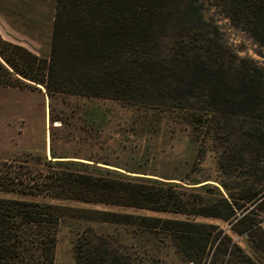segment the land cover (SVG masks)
Segmentation results:
<instances>
[{"label":"trees","instance_id":"1","mask_svg":"<svg viewBox=\"0 0 264 264\" xmlns=\"http://www.w3.org/2000/svg\"><path fill=\"white\" fill-rule=\"evenodd\" d=\"M210 7L264 49V0H54L48 57L1 38L0 57L49 96L116 102L133 111L139 132L157 135L168 126L184 132L192 169L212 157L229 198L212 184L197 185L202 180L191 170L184 177L145 176L140 168L149 158L143 155L134 169L88 159L125 172L30 155V174L1 170L0 192L220 218L264 252V227L253 216L264 214V64L233 51ZM8 67L0 62L2 86L15 84L3 74L11 75ZM108 115L94 109L83 122L100 130ZM239 201L253 208L238 216ZM66 218L169 232L176 250L195 264L222 237L208 264H255L211 224L18 198H0V264H54ZM73 250L77 264H137L119 242L89 225Z\"/></svg>","mask_w":264,"mask_h":264},{"label":"rangeland","instance_id":"2","mask_svg":"<svg viewBox=\"0 0 264 264\" xmlns=\"http://www.w3.org/2000/svg\"><path fill=\"white\" fill-rule=\"evenodd\" d=\"M53 7L54 0H0L1 40L24 47L41 59L47 58L50 53ZM208 15L217 20L227 44L237 55L251 58L259 65L264 64V49L247 32L234 27L227 18L219 15L214 7L209 8ZM0 50H5L3 44H0ZM0 62L8 67L2 57ZM7 70L11 75L3 74L6 78L11 76L15 84L0 85V172L3 169H12L30 174L31 168L33 169L32 163L27 161L30 155H39L49 160L51 154L125 172L110 165L134 169L137 167V159L143 155V158H149L140 168L149 173L145 176L184 177L186 172L191 170L192 175L202 180L197 185L212 184L218 187L224 197H228L227 191L218 183L219 176L212 157H208L204 163L192 169V159L190 160L187 152L188 138L184 132L176 130L172 133V126H168L166 131L162 129L157 135L139 132L138 125L132 122L133 111L126 110L116 102L68 94L49 96L42 85L16 75L9 67ZM94 109L109 112V121L100 130L90 128L83 122L84 116ZM51 116L62 121H53ZM88 159L107 161L110 165L94 163ZM0 198L38 199L80 209L107 210L177 220L188 219L211 224L216 227V231H221L222 236L228 235L226 243L237 244L255 264H264V252L254 249L246 234L234 232L231 228L233 222L229 223L220 218L188 217L173 212L77 201H55L10 192H0ZM239 203L241 208L236 212L238 216L246 214L253 208L251 205L246 209V203L243 201ZM253 216L264 227V214ZM88 225L98 234L109 235L119 242L137 264H195L176 250L169 232L82 218H66L60 223L54 264H77L73 250L74 242L78 233ZM220 238L209 248L207 259H203L200 264L209 263Z\"/></svg>","mask_w":264,"mask_h":264}]
</instances>
